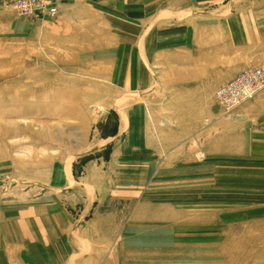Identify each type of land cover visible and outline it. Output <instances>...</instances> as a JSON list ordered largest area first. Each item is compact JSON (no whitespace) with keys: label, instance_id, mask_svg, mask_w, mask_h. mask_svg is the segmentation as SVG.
<instances>
[{"label":"rangeland","instance_id":"1","mask_svg":"<svg viewBox=\"0 0 264 264\" xmlns=\"http://www.w3.org/2000/svg\"><path fill=\"white\" fill-rule=\"evenodd\" d=\"M12 1L0 264H264V115L240 110L260 91L216 96L264 66V0Z\"/></svg>","mask_w":264,"mask_h":264},{"label":"bare ground","instance_id":"2","mask_svg":"<svg viewBox=\"0 0 264 264\" xmlns=\"http://www.w3.org/2000/svg\"><path fill=\"white\" fill-rule=\"evenodd\" d=\"M22 2H26L25 6L28 7L27 11L22 10L19 7V4ZM11 5L20 15H30V16L33 15V16H39L42 18L47 17V16L49 18H51V17H55L57 15V6H54V5H56V3L52 0H13L11 2ZM52 9H54V11ZM258 67H262L264 69V66L259 65ZM243 71H245V70H243ZM240 74H241V72L235 78L224 83L223 85H221L216 90V96H217L219 102L221 104H223L228 110H231L234 107H237L238 105H240V104L246 102L247 100L253 98L259 91H261L264 88V81H263L262 83H258L257 87H251V88H240L239 87L235 91H232V89H230V88L226 89V90L221 89V88H225L227 86L226 84H228L231 81H233L234 79H236ZM220 90H224L223 92H225L227 94L229 93V95L231 94L233 96L232 101H230L228 104H226V100L223 97H221ZM230 91H232V92H230ZM95 110H96V112L101 111V106H97L95 108ZM0 129H1V127H0ZM1 132H0V134L5 133V131H3V133H1Z\"/></svg>","mask_w":264,"mask_h":264},{"label":"built area","instance_id":"3","mask_svg":"<svg viewBox=\"0 0 264 264\" xmlns=\"http://www.w3.org/2000/svg\"><path fill=\"white\" fill-rule=\"evenodd\" d=\"M26 2H22L19 4V7L22 10L27 11V6H25ZM24 8V9H23ZM54 11V9H52ZM264 81V69L262 67L254 66L251 67L243 72L231 81L230 83L226 84L227 86L225 88L221 89H232V91H235L236 89L240 88H251V87H257L258 83H262ZM224 90H220L221 97H223L226 100V104H228L230 101H232L233 96L229 93L223 92ZM230 91V92H232Z\"/></svg>","mask_w":264,"mask_h":264},{"label":"crops","instance_id":"4","mask_svg":"<svg viewBox=\"0 0 264 264\" xmlns=\"http://www.w3.org/2000/svg\"><path fill=\"white\" fill-rule=\"evenodd\" d=\"M59 9V8H58ZM58 10V14H59ZM57 14V15H58ZM79 47H81V44H79ZM246 108H250V111L243 112L244 114L248 115L251 120H258L259 118L262 119V116L264 115V89L261 90L252 100L245 103L243 106H241L240 110L244 111ZM262 126V129L260 130L262 132V135L264 134V120L259 122ZM122 129V126H121ZM264 137L262 138V140ZM159 153H166L165 150H161Z\"/></svg>","mask_w":264,"mask_h":264}]
</instances>
